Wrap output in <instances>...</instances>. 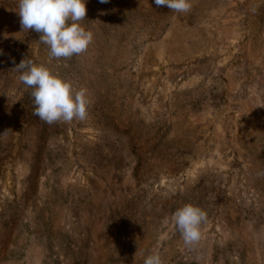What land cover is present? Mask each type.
<instances>
[{"label":"rangeland","instance_id":"1","mask_svg":"<svg viewBox=\"0 0 264 264\" xmlns=\"http://www.w3.org/2000/svg\"><path fill=\"white\" fill-rule=\"evenodd\" d=\"M191 2L86 0L93 42L56 59L0 0V264H264V0ZM22 59L86 88L87 119L34 115Z\"/></svg>","mask_w":264,"mask_h":264},{"label":"clouds","instance_id":"2","mask_svg":"<svg viewBox=\"0 0 264 264\" xmlns=\"http://www.w3.org/2000/svg\"><path fill=\"white\" fill-rule=\"evenodd\" d=\"M108 3L109 0H99ZM157 7H167L176 13H188L191 0H153ZM18 14L22 30L40 34V42L49 47L50 58H71L87 51L94 34L80 22L86 17V0H19ZM2 54V53H0ZM19 80L31 88L35 110L47 124L84 121L92 100L88 90L74 85L52 73L45 65L22 59L15 66ZM174 226L184 244L192 247L202 237L201 225L207 222V213L198 206L186 204L173 214ZM144 264H163L159 252L144 259Z\"/></svg>","mask_w":264,"mask_h":264},{"label":"trees","instance_id":"3","mask_svg":"<svg viewBox=\"0 0 264 264\" xmlns=\"http://www.w3.org/2000/svg\"><path fill=\"white\" fill-rule=\"evenodd\" d=\"M29 33L32 35V33H34L35 34V32H32L31 30H29Z\"/></svg>","mask_w":264,"mask_h":264}]
</instances>
